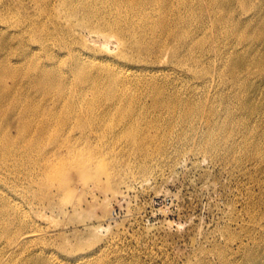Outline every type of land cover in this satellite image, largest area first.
Wrapping results in <instances>:
<instances>
[{"label": "rangeland", "instance_id": "374dc122", "mask_svg": "<svg viewBox=\"0 0 264 264\" xmlns=\"http://www.w3.org/2000/svg\"><path fill=\"white\" fill-rule=\"evenodd\" d=\"M196 1L201 6L172 0L192 50L172 62L135 61L121 86L131 97H72L67 127L56 121L36 142L26 137L30 148L15 139L17 153H0V261L264 264V3ZM9 4L14 10L0 18V62L14 66L26 56L14 45L4 58L9 47L2 48L16 40L17 21L52 26L35 0H0V11ZM62 22L59 35L77 41L82 61L123 69L113 41L104 46L85 34L86 42ZM54 48L52 62L29 49L26 65L44 61L73 79L74 58ZM18 69L22 79L26 68Z\"/></svg>", "mask_w": 264, "mask_h": 264}, {"label": "bare ground", "instance_id": "6f19581e", "mask_svg": "<svg viewBox=\"0 0 264 264\" xmlns=\"http://www.w3.org/2000/svg\"><path fill=\"white\" fill-rule=\"evenodd\" d=\"M35 1L39 5L38 12L46 17L52 29L45 21L34 24L25 19L18 20L20 29L16 33V40L2 48L4 50L9 47L2 55L4 58L14 55L10 48L17 45L21 56L27 58L30 49L33 56L45 54L52 62V55L56 52L54 47H66L68 54L74 58L71 65L73 79L64 80L63 76L54 75V64H44V61L40 60H28L26 65L25 58L14 66L9 61L0 62V153L3 157L17 153L18 139L24 138L22 147L26 149L31 146L25 140L26 137L32 135L36 142L37 136L44 137L43 134L50 133L51 127L61 120L63 124H58L57 128L61 130L67 127L71 122L72 97L77 96L83 100L90 98L93 102L101 97L107 100H124L129 94L121 86H124V81L129 78V72L126 71H131L136 66L135 61L172 62L184 56L193 47L184 38L191 35L187 33V25L183 22L185 17L178 14L179 11L175 12L172 0ZM177 1L184 7H187V3L200 5L196 0ZM263 3L264 0L258 1L259 6ZM14 8L9 4L5 9L7 13L0 11V18H5ZM26 16L30 18V15ZM62 20L67 21V28H71L74 34L86 42L87 35L104 46L113 41L119 56L124 60L123 69H108L102 66V63L93 61L95 59H92L91 63L86 61L88 64L82 61L83 53L72 46L77 41L72 43L65 35H59L64 34L66 28ZM218 22L221 23V20L218 19ZM45 38H52V43L43 42ZM30 39L37 42V46L32 48L31 44H27ZM148 39L149 42L146 41ZM78 41L80 43V40ZM262 41L261 53H264V38ZM82 45L89 46L87 43ZM16 54L18 55V52ZM90 57L87 56L88 59ZM24 67L26 70L21 74L22 79H18V68ZM71 86L74 89L65 94L64 87ZM152 89L154 104L161 102L160 88L154 84ZM127 111L134 115L131 106ZM55 152L51 150L49 156H54ZM47 160L51 161L50 158ZM66 168L67 165L55 166L57 170ZM51 179L55 181V176H51ZM31 233L19 235L17 243L29 238ZM8 242L6 252L11 244ZM2 257L3 255L0 259ZM0 264H7V261H0Z\"/></svg>", "mask_w": 264, "mask_h": 264}]
</instances>
